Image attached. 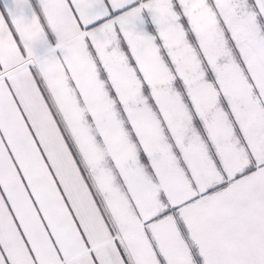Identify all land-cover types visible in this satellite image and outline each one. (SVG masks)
Returning <instances> with one entry per match:
<instances>
[{"label":"snow or ice","instance_id":"snow-or-ice-1","mask_svg":"<svg viewBox=\"0 0 264 264\" xmlns=\"http://www.w3.org/2000/svg\"><path fill=\"white\" fill-rule=\"evenodd\" d=\"M0 264H264V0H4Z\"/></svg>","mask_w":264,"mask_h":264},{"label":"crops","instance_id":"crops-1","mask_svg":"<svg viewBox=\"0 0 264 264\" xmlns=\"http://www.w3.org/2000/svg\"><path fill=\"white\" fill-rule=\"evenodd\" d=\"M4 4V0H0V10H2Z\"/></svg>","mask_w":264,"mask_h":264}]
</instances>
